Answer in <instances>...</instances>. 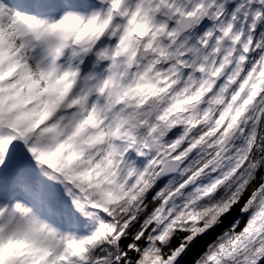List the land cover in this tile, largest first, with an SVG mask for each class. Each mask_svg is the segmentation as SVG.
<instances>
[{"label": "snow or ice", "instance_id": "snow-or-ice-1", "mask_svg": "<svg viewBox=\"0 0 264 264\" xmlns=\"http://www.w3.org/2000/svg\"><path fill=\"white\" fill-rule=\"evenodd\" d=\"M0 264H264V0H0Z\"/></svg>", "mask_w": 264, "mask_h": 264}]
</instances>
